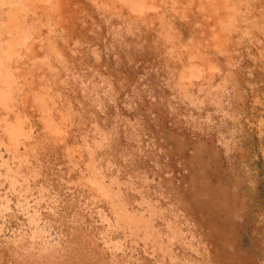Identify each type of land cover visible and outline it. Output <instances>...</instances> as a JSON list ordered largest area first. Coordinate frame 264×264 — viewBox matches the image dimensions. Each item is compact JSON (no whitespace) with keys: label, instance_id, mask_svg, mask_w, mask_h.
<instances>
[{"label":"rangeland","instance_id":"1","mask_svg":"<svg viewBox=\"0 0 264 264\" xmlns=\"http://www.w3.org/2000/svg\"><path fill=\"white\" fill-rule=\"evenodd\" d=\"M194 155L225 219L186 207L216 201ZM234 233L264 264V0H0V264H218Z\"/></svg>","mask_w":264,"mask_h":264},{"label":"bare ground","instance_id":"2","mask_svg":"<svg viewBox=\"0 0 264 264\" xmlns=\"http://www.w3.org/2000/svg\"><path fill=\"white\" fill-rule=\"evenodd\" d=\"M196 155H194V157L190 159V164H193L192 168L190 167L191 175H192L191 178L195 180V183L196 182L198 183L197 188L194 187V190L196 191V193L197 192L199 193L200 191H202L203 194L206 193L213 200L216 199V201L210 200V201H204V202H197L198 201L197 200L195 201L197 202L195 203L197 204L196 207H192V205H191L192 208H190L188 205L187 206L184 205V206H186L189 209L196 210L197 212H199L201 216H203L204 221L212 222L211 220L214 221V218H218V217L221 220L223 218L225 219V216H227L228 214L230 215V211L232 207L230 208L229 201L232 196L228 192V190H220V187L221 185H223V187L226 188V186L229 184V180L228 179L221 180L222 179L220 175L221 173L217 169L214 172H210L208 170L206 163L202 161V158ZM215 166H218L217 162ZM220 192H224V194H221ZM219 197L221 198V201H219ZM233 204L236 207L238 202L233 203ZM234 234H236V239H234L232 246H228L225 244V246L217 247L218 264H253L251 259L244 260L242 257H240L243 251L242 249H240V252H238L237 248H239L241 244H240L239 237L237 236V233H234ZM227 253H233L234 258L227 259L226 257Z\"/></svg>","mask_w":264,"mask_h":264}]
</instances>
